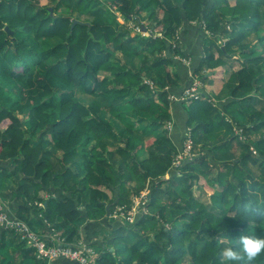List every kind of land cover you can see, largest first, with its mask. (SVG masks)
<instances>
[{
  "label": "trees",
  "instance_id": "1",
  "mask_svg": "<svg viewBox=\"0 0 264 264\" xmlns=\"http://www.w3.org/2000/svg\"><path fill=\"white\" fill-rule=\"evenodd\" d=\"M46 1L0 0V174L22 197L15 218L66 241L145 199L98 264H217L220 233L264 234V0ZM226 64L216 103L187 97ZM188 136L195 154L174 166Z\"/></svg>",
  "mask_w": 264,
  "mask_h": 264
},
{
  "label": "crops",
  "instance_id": "2",
  "mask_svg": "<svg viewBox=\"0 0 264 264\" xmlns=\"http://www.w3.org/2000/svg\"><path fill=\"white\" fill-rule=\"evenodd\" d=\"M190 35H191V38L194 37V39L188 40V41L191 42V47L194 48L195 45L193 42L198 41L200 34L195 32L194 34H190ZM183 48L192 50L190 48V46H188L187 42H185ZM200 52H201V50L199 49L198 53H200ZM195 54H196V52L194 53V55ZM196 58H198L197 55H196ZM186 61L190 62V58L186 59ZM216 69H219V73H217V74H219L220 76H218V77H222V78L215 77L217 74L216 75L211 74V75H209L208 78H206V80L204 82H201L200 80L197 79L202 84V88L200 87V90H201L200 95H202L204 97H209V99L213 100V102H215V103H216L215 96L220 94L219 92L221 90V87L223 86V83L227 80V78L230 74V70H231L228 64H226L222 67H218ZM225 72H227V73H225ZM224 76H226L225 79H223ZM220 80H221L222 84L219 88L218 83ZM208 84L212 85V90L214 91V93L206 90L205 85H208ZM216 86H217V88H216ZM198 90H199V88H198ZM168 129H169V133H170L172 131V124ZM5 179L6 178L2 174H0V199L7 201V204L9 205L10 209L13 210L12 213L14 214V208H16L17 205L18 206L21 205L22 197L19 195L16 196V192H18V186L17 185L14 186L10 181H8V180L5 181ZM29 190H30V187H29ZM28 193L29 192H27V194ZM41 194L46 196V193H41ZM35 215H37L39 218H42L41 212H35ZM111 219H113V220H110V219H105L102 221L99 220L97 222V224L96 223L88 224L87 220H84L82 225L79 226L81 238H78V239L75 238V239L66 240V241L63 239V241L67 244L76 243V242H80V241H83V242H86L89 244H91L90 242H94L93 247L97 250V253H99L98 251H100V253H101V252H103V249L108 246V242L103 241V238L107 239V238L117 236V234L120 232L118 227L119 226L122 227V225L125 224L124 221H122L120 219H114V218H112V216H111ZM91 222H94V221L91 220ZM36 223H37V221L33 218V224H34L35 228L38 230L37 232L39 234L47 235L50 233V234H55V235L59 236L58 232L55 231L52 227H49L48 226L49 224L45 220L42 221L44 230L42 228H38ZM87 234L89 236L91 235L92 239L93 238L97 239L96 243L93 240L92 241L85 240V236ZM82 235H83V238H82ZM4 237H5V240H4L5 246L3 248H0V257H2L0 259V264H6V262H7V260L3 261L2 260L3 258H7L9 261L12 262V257L9 254V251H10L9 245L11 243H13V241H12V239H10V240L6 239V234ZM113 247L109 246L107 248L109 251L112 252ZM14 258L17 260L18 264L19 263L20 264H76L74 261L69 260V259L64 258V257H58V258H55V259L49 260V261L48 260H44V261L42 260L43 262L42 261L37 262L36 260L33 261L32 259L24 258L21 255V252L19 251V249H18V252L15 254Z\"/></svg>",
  "mask_w": 264,
  "mask_h": 264
},
{
  "label": "built area",
  "instance_id": "3",
  "mask_svg": "<svg viewBox=\"0 0 264 264\" xmlns=\"http://www.w3.org/2000/svg\"><path fill=\"white\" fill-rule=\"evenodd\" d=\"M193 86L194 83L190 88L185 90V94L187 97L197 98L199 96L196 95L197 92ZM183 98L184 96L181 97V99ZM178 165V162L176 163L174 161V166L178 167ZM135 210H137V206L135 209L133 208L134 212ZM114 215L116 216V214ZM125 218L130 221L132 220L131 211L129 212V216ZM0 228L9 230L19 241H23L29 248H33L37 258L40 260L49 261L58 257H64L74 261L76 264H98V257L100 255L91 244L83 241L67 244L55 234L49 233L47 235H41L36 230H33L26 222L15 218L1 199Z\"/></svg>",
  "mask_w": 264,
  "mask_h": 264
},
{
  "label": "rangeland",
  "instance_id": "4",
  "mask_svg": "<svg viewBox=\"0 0 264 264\" xmlns=\"http://www.w3.org/2000/svg\"><path fill=\"white\" fill-rule=\"evenodd\" d=\"M47 1L46 0H40V3H46ZM230 2L231 3H233L234 1L233 0H230ZM264 2V1H263ZM263 9H264V3H263ZM76 16H78L80 19H87V15L85 14V13H78V14H75ZM118 19H119V22H123V23H125L126 24V21L124 20V19H122L120 16H118ZM143 20V18H141V21ZM147 22V21H146ZM143 23H144V21H143ZM127 24L128 25H130V26H133L134 27V22H127ZM135 30L136 31H138V28H135ZM155 30H158V29H155ZM145 34V33H144ZM248 40L249 41H253V40H255V34L254 33H252L249 37H248ZM215 73H214V75H216L217 73H219V69H217L216 71H214ZM224 72V71H223ZM225 73H227V72H225ZM218 76H220L219 74H217L215 77H217V78H222V77H218ZM226 78V76H224V78L223 79H225ZM219 80V79H218ZM194 88L196 89V92H197V96H199V98H203L201 95H200V90H198V88H200V87H202V84L197 80V79H195L194 80ZM221 84H222V82H221V80L219 81V83H218V87L220 88V86H221ZM206 87V90L207 91H209V92H213L214 93V91L212 90V85H210V84H208V85H205ZM216 88H217V86H216ZM191 92H192V90H191ZM195 92V91H194ZM190 94V93H189ZM189 94H188V96H189ZM78 96L81 98H83L84 100H87L88 98L87 97H85V96H81V92H78ZM175 99H177V98H175ZM255 107H257V108H259L260 106L258 105V104H256L255 105ZM226 118H228V120L229 119H231L229 116H227ZM232 120V119H231ZM233 121V120H232ZM7 122V120H5L4 121V123H6ZM171 133V132H170ZM169 133V134H170ZM223 134L225 135V132H223ZM239 139H243V136L242 135H239ZM191 146H192V141H191V138L188 136L187 138H186V141L184 142V145H183V151H181V152H179L177 155H176V157H175V161H176V163L178 162V164H181V162H182V160L184 159V158H192L193 156H194V152H192V151H190V148H191ZM109 148L111 149L112 148V146H109ZM253 150V149H252ZM254 151V150H253ZM254 169H255V167H254ZM216 171H217V169H212V168H210V170H209V175L210 176H212V174H214L215 175V173H216ZM129 179V178H128ZM128 179H126V181L125 182H127L128 183V181L130 182V179L128 180ZM9 181V179H5V181ZM128 180V181H127ZM192 191H193V194H194V196H195V198H196V200L199 202V203H201V202H204V204L205 203H208L209 202V198H210V196H211V194L214 192V187L212 186V184H210L208 181L207 182H205L204 181V179L201 177L200 179H199V181H197V182H195L194 183V185H193V187H192ZM28 192H29V196H32L33 195V188H31L30 187V190H28ZM161 198H164L163 196L161 197ZM2 200V202L9 208V210H10V212L12 213V210L10 209V207H9V205L7 204V201H5V200H3V199H1ZM162 201V200H161ZM145 202V201H144ZM143 202V203H144ZM142 202H140L139 204H143ZM138 204V198H135V205H134V209L136 208V206L138 207L139 206V204ZM142 209H144V207L142 208ZM137 210H135V212H136ZM144 211H146V210H144ZM133 210L131 211V217H132V220H133V214L135 213ZM13 214V213H12ZM112 218H114V219H120V220H122V221H128V222H132V220L130 221L129 219H127V218H125V217H123V216H119V215H112ZM4 231H6V239H8V240H10V239H12V241H13V243H11L10 245H9V248H10V251H9V254L11 255V257H12V263L11 264H18V262H17V260L14 258L15 257V254L18 252V245H19V243H23V246L24 247H26L27 245H26V243H24L23 241H19L16 237H15V235H12L10 232H9V230H7V229H4ZM93 241H97V239H95V238H93L92 239ZM28 247V246H27ZM11 249L13 250V254H12V252H11ZM2 257H0V259H1ZM189 258V256L188 257H186V259H188ZM11 262V261H10Z\"/></svg>",
  "mask_w": 264,
  "mask_h": 264
},
{
  "label": "clouds",
  "instance_id": "5",
  "mask_svg": "<svg viewBox=\"0 0 264 264\" xmlns=\"http://www.w3.org/2000/svg\"><path fill=\"white\" fill-rule=\"evenodd\" d=\"M217 251V264H252L259 256L264 255V234H257L255 226L240 232L237 238H230L227 233Z\"/></svg>",
  "mask_w": 264,
  "mask_h": 264
},
{
  "label": "water",
  "instance_id": "6",
  "mask_svg": "<svg viewBox=\"0 0 264 264\" xmlns=\"http://www.w3.org/2000/svg\"><path fill=\"white\" fill-rule=\"evenodd\" d=\"M49 11H51V8H49ZM76 22V20L73 21V24ZM109 206H106V209L108 211Z\"/></svg>",
  "mask_w": 264,
  "mask_h": 264
}]
</instances>
